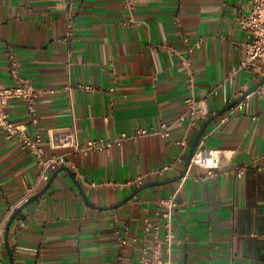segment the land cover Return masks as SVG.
I'll return each mask as SVG.
<instances>
[{
  "label": "crops",
  "instance_id": "0c3cea01",
  "mask_svg": "<svg viewBox=\"0 0 264 264\" xmlns=\"http://www.w3.org/2000/svg\"><path fill=\"white\" fill-rule=\"evenodd\" d=\"M250 1L136 0L130 13L123 0H73V35L64 41L70 0H0V85L12 83L14 55L21 76L46 92L37 127L22 100H10L6 111L29 134L39 132L48 153L64 154L69 165L62 167L75 176L60 171L16 216L8 235L14 264H140L144 219L155 220L158 202L177 189L175 264H264V97L253 95L247 113L236 104L206 129L207 148L222 152L219 176L203 179L206 170L193 166L177 182L156 184L182 175L203 124L263 82L239 69L246 34L238 18ZM199 39L201 48L189 53ZM191 94L207 100L208 114L187 133ZM162 122L171 125L167 140L157 134ZM73 124L81 144L142 128L151 134L89 155L51 151L49 134ZM173 164L140 187L128 185ZM242 167L241 179L224 173ZM38 176L35 159L0 129V223ZM116 231L127 239L123 249ZM0 264H12L6 242Z\"/></svg>",
  "mask_w": 264,
  "mask_h": 264
},
{
  "label": "built area",
  "instance_id": "2783aa9c",
  "mask_svg": "<svg viewBox=\"0 0 264 264\" xmlns=\"http://www.w3.org/2000/svg\"><path fill=\"white\" fill-rule=\"evenodd\" d=\"M67 16V35L64 41H68L73 35L74 29V14L71 11V3ZM125 8L133 13L136 9V0H123ZM238 26L246 34V42L243 44L244 59L242 60L239 69L248 70L256 75H261L264 78V0H251L247 7V13L238 18ZM202 39H199L189 47V53L196 49H200ZM8 70L12 78V83L9 85H0V129L5 133L7 139H17L21 148L29 153L36 161L39 168V176L36 183L28 189L24 197L11 207L6 217L0 223V243L6 242V229L13 215L26 204L33 196L36 195L38 188L43 183H48L52 172L59 167L69 165L64 154L48 153L44 145L43 136L36 132L35 135L29 134V127L25 123H17L10 119L6 107L10 100L20 99L27 108V113L30 123L37 127L39 125L38 117V99L43 95L44 91L38 90L28 79L21 76L19 63L14 55L9 57ZM180 70L187 71L189 75L190 87L194 86V71L191 62L188 59H183ZM232 81V77L230 78ZM78 88H83L88 92H93L94 89L87 85H79ZM65 90L72 92V87L68 85ZM248 92V89H245ZM50 91L49 93H54ZM212 91L210 95H213ZM253 95L259 98L264 97V80L260 86L252 93L247 94L245 98L238 104L237 108L246 113L250 107V100ZM187 105V116L189 123L187 133L198 126L200 118L208 114L207 100H198L191 94L185 101ZM182 117L181 119H183ZM151 132L147 129H139L133 135L122 133L113 140L104 138H93L85 144H81L78 139L76 126L73 124L61 131L60 133H51L47 139V147L51 151L70 149L73 153H82L89 155L96 152L109 151L115 146H120L125 142L136 141L142 137L150 135ZM157 134L163 139H169L171 136V125L162 122ZM208 135L203 134L198 146L195 149L189 168L197 166L206 170L203 179L215 178L219 176L222 168V152L207 148L206 141ZM177 144L186 145L185 141H179ZM176 165H163L152 170L144 176L137 177L128 182L131 186H142L146 180L153 177H160L167 172L175 169ZM245 168L227 169L225 174H234L236 178L241 179L244 175ZM92 186H95L92 184ZM179 189L167 197L162 198L158 202L156 219H144L143 237L145 243L141 248L140 264H175L172 260V252L175 247L180 246L181 241L177 239L174 230V214L178 208L177 196ZM20 225L24 226V221H20ZM117 243L120 249H123L127 243L126 237L119 231H116ZM137 239H134L136 241Z\"/></svg>",
  "mask_w": 264,
  "mask_h": 264
},
{
  "label": "water",
  "instance_id": "95a60500",
  "mask_svg": "<svg viewBox=\"0 0 264 264\" xmlns=\"http://www.w3.org/2000/svg\"><path fill=\"white\" fill-rule=\"evenodd\" d=\"M259 86H260V85H258L256 88H254L253 90H251V91H250L249 93H247V94H250V93L254 92ZM245 96H246V95H244L242 98H240L239 100H237L236 102H234L232 105L228 106L225 110H223V111H221L220 113H218L217 115H214L213 117H211L209 120H207V121L203 124V126L200 128V130H199V132H198V135H197V137H196V139H195V141H194V143H193V145H192V147H191V151H190V155H189V158H188L187 166H186V169H185V171L183 172L182 175H180L179 177H177V178H175V179H173V180H170V181H167V182H162V183H156V184L161 185V184H165V183H173V182H177V181L181 180V179L186 175L187 170H188V168H189V166H190L191 159H192L193 154H194V152H195V149H196V147L198 146V144H199V142H200V140H201L203 134L205 133L206 129L208 128V126H209L214 120H216L219 116H221L225 111L231 109V108L234 107L236 104L240 103V102L245 98ZM63 170L67 171V172L71 175V177H72L73 179H75L74 173H73L68 167H62V168L58 169V170L55 172V174L52 176V178L50 179V181H49V183L47 184V186L45 187V189H44L42 192H40L39 194L33 196V197H32V198H31L26 204H24V205H23V206H22V207H21V208H20V209L14 214V215H13V217H12L11 220H10V222L8 223V226H7V229H6V246H7V248H8V252H9V255H10V258H11V263H12V264H14V260H13L12 252H11V250H10V246H9V242H8V235H9V230H10V227H11V225H12L14 219H15L16 216H17V215H18V214H19V213L25 208V206H26L29 202H31L32 200L37 199V198L41 197L42 195H44V194L46 193V191L48 190V188L50 187V185L52 184V182H53L55 176H56L60 171H63ZM76 183H77L78 187L81 189L80 184H79L77 181H76ZM145 188H146V186H145V187H142L141 189H139L138 191H136V192H135L130 198H132L133 196H135L137 193H139L140 191H142V190L145 189ZM82 192H83V191H82ZM130 198H129V199H130Z\"/></svg>",
  "mask_w": 264,
  "mask_h": 264
}]
</instances>
